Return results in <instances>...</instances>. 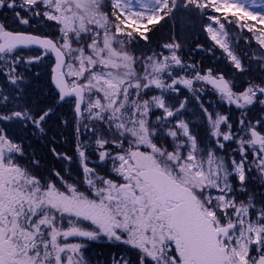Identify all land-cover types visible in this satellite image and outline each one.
Wrapping results in <instances>:
<instances>
[{
    "label": "snow or ice",
    "instance_id": "obj_1",
    "mask_svg": "<svg viewBox=\"0 0 264 264\" xmlns=\"http://www.w3.org/2000/svg\"><path fill=\"white\" fill-rule=\"evenodd\" d=\"M0 264H264V0H0Z\"/></svg>",
    "mask_w": 264,
    "mask_h": 264
},
{
    "label": "trees",
    "instance_id": "obj_2",
    "mask_svg": "<svg viewBox=\"0 0 264 264\" xmlns=\"http://www.w3.org/2000/svg\"><path fill=\"white\" fill-rule=\"evenodd\" d=\"M6 12H7V14L9 15V16H11V11L10 10H5ZM220 55V53L218 52L217 53V56H219Z\"/></svg>",
    "mask_w": 264,
    "mask_h": 264
}]
</instances>
